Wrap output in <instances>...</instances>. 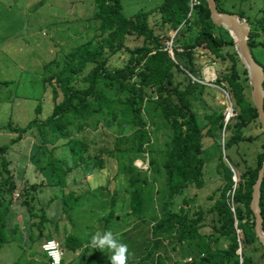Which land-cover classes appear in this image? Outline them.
Returning <instances> with one entry per match:
<instances>
[{"label": "trees", "instance_id": "obj_1", "mask_svg": "<svg viewBox=\"0 0 264 264\" xmlns=\"http://www.w3.org/2000/svg\"><path fill=\"white\" fill-rule=\"evenodd\" d=\"M97 1L98 9L94 14L99 19L97 34L66 52L65 61L60 70L45 75L41 79L43 88L51 92L52 109L49 115L40 123L37 117L33 118L26 127L14 125L8 121L0 126V130L9 127L17 133V136L11 140L12 143L24 135L25 128H30L34 124H37L41 131L44 126L50 131L48 127L50 126L60 135L66 133L68 140L65 142L51 147L44 146L40 151L38 146L36 149V158L42 161L37 169L40 172H56L59 184L65 186L75 181L76 177L69 180L73 165L66 164V160L64 161L56 154L54 149L63 147L67 143L70 144L71 149L77 146L81 149L80 151L87 150V144L84 141L70 135L67 128L69 116L75 113L77 118L87 120L95 112L106 107L115 118L118 110L123 113L121 108H115V104L120 102L130 109V120L135 126H139L137 134L139 146L128 150L130 154L128 179L132 188L127 195L130 212L140 217L145 198L137 183L146 182L148 173L146 170L139 169L134 164V159L144 153L142 141L148 120L143 115V111L145 102L153 100L170 129L169 148L161 169L166 185L165 200L161 215L151 224V239L145 253L138 260L129 258L127 264H252L250 256L245 252L254 244L261 248V255L264 258V249L253 229L254 220L249 221V217L254 218L249 208L252 184L256 180L257 171L264 159V149L257 154V165L239 173L237 182L233 181L234 172L221 159L222 152H220L218 169L223 170L225 184L220 195L208 209V212H214L218 216L217 236L200 232V222L205 214L202 209L196 210L194 216H190L183 208L179 212H173L170 209L174 195L182 193L186 186L194 185L200 188L204 184L205 161L202 155L204 133L187 97L196 85L201 91L207 87L201 82L192 81L190 77L193 75L201 79L199 74L201 70L197 71L194 68L199 49H206L215 56L221 57L223 56L221 49L224 46L232 48L228 54L229 70L217 77L216 81L222 84L229 94L232 102L231 115L225 122V113L222 110H214L207 114L205 133L212 135L216 130L226 132L223 146L226 150L241 140L245 123L258 119L256 108L245 94V89L249 86L247 73L235 51L232 36L226 28L215 25L211 21L205 0H161L155 8L149 11H138L131 17L123 14L120 0ZM215 1L219 10L228 11L221 6V0ZM149 14L159 18L156 20L157 32L149 23ZM237 14L243 17V12H237ZM246 20L250 25L249 19L246 18ZM257 23L264 33V9ZM249 28L247 41L252 51L255 46L254 36L258 33L254 31L252 25ZM170 32H173L172 36ZM128 38L142 40L139 44L129 46ZM167 40L171 41L174 59L168 52ZM261 45L264 46V42ZM116 54H126L125 62L120 66H109L110 57ZM239 63L242 65L243 80L240 79L238 71ZM260 64L264 69V64ZM87 68L89 71L82 77L84 84L76 85V82L80 81V73ZM177 71L190 73V76H187L189 81L184 86L179 82L171 84ZM39 108L38 103L36 112ZM80 125V127L77 125L79 130L83 128L84 122ZM119 125L125 130L128 122L122 121ZM6 147L7 145L0 146V153H4ZM75 153L74 150L73 154ZM98 156L99 154L95 155V157ZM226 156L234 167L229 155L226 154ZM83 159L86 158L83 156ZM83 176L85 179L86 176ZM25 177L22 175L16 179L14 167L9 160L0 158V248L5 243L16 241L19 248L26 249L17 237L20 234L18 230L21 223L16 212H20L25 216L26 232L29 231L27 248L30 254L29 258L22 260L19 257L12 264H48L46 254L41 249V243L45 238L53 237V235L59 239L64 252H78L83 246V239L68 228H70L72 214L77 212L72 213L70 210L77 205L76 202L83 193L73 190L65 191L59 196V203H56L55 199H52L51 195L43 189L44 186L54 182L40 180L31 183L26 181ZM14 190H20L22 193V198L16 203L11 199ZM29 191L34 194L31 195ZM260 192L259 204L264 228V177ZM18 195L21 194L18 193ZM36 203L40 204L38 209L34 206ZM116 203L117 198L112 195L109 212L103 216L105 220L108 221L117 215L115 211L119 209V206ZM235 219L240 232H237L234 227ZM220 236L229 240L225 247L216 245ZM173 242L189 248V252L196 253H186L194 255H189L191 258L189 261L180 262L170 257V253L167 252L168 246ZM37 246L40 249H34ZM239 248L241 253L238 252ZM35 257L42 263H38ZM105 263L111 264L110 259Z\"/></svg>", "mask_w": 264, "mask_h": 264}, {"label": "rangeland", "instance_id": "obj_2", "mask_svg": "<svg viewBox=\"0 0 264 264\" xmlns=\"http://www.w3.org/2000/svg\"><path fill=\"white\" fill-rule=\"evenodd\" d=\"M120 1L122 12L126 17H131L138 11H149L161 2V0ZM220 4L224 9L236 14L243 12V18L249 19L250 25L258 33L254 36L255 46L252 52L256 59L264 64V46L261 45L264 42V33L257 23L264 9V0H221ZM97 9V0H0V126L11 121L14 125L26 127L33 118L37 117L40 123L49 115L52 109L51 92L43 88L41 79L60 70L66 52L97 34L99 19L94 15ZM158 19V16L149 14V23L156 32ZM170 34L172 36L173 32ZM141 40V38L127 39L129 46L139 44ZM169 43L171 41L167 40L166 45ZM167 48L173 54L172 48L170 49L169 46ZM231 51V47L224 46L221 49L223 56L218 57L206 49H199L194 68L197 71L201 70L199 73L201 79L190 76L187 71H177L171 82V84L179 82L184 86L189 81L187 77L189 75L192 81L207 85L203 91L196 85L187 95L191 109L204 133L202 153L205 161L204 184L200 188L194 185L186 186L182 193L174 195L170 205L171 211L179 212L183 208L190 216H194L196 210L205 211L199 228L205 235H218L216 232V227L219 226L218 216L214 212H208V209L220 195L225 184L223 170H219L218 167L219 154L227 136L223 130H216L212 135H207L206 115L214 110H222L226 115L232 108L229 94L222 84L216 82L217 77L229 70L228 54ZM126 57V54L111 56L108 65L120 66L125 62ZM241 70L242 65L239 63L238 71L240 79L243 80ZM88 71L89 68L80 73V81L76 82V85L84 84L82 77ZM207 71L213 73L212 77L207 76ZM245 94L251 100L250 85L245 89ZM121 96L124 97V94L121 93ZM38 103L40 108L36 112ZM116 107L121 108L123 113L118 110L115 118L106 107L95 112L87 120L77 118L75 113L69 116L67 128L70 135L84 141L87 150L80 151L77 146L71 149L70 144L67 143L63 147L54 149L56 154L66 160V164L73 165L69 180L76 177L75 181L65 186L59 184L56 172H40L37 169L42 161L36 158V149L38 146L40 151L44 146L51 147L65 142L68 140L66 133L60 135L50 126H48L50 131L45 126L41 131L38 125L34 124L30 128H25L24 135L12 143L11 140L17 136V133L9 127L0 130V146L7 145L4 153H0V158L9 160L14 167L16 179L24 175L26 181L31 183L40 180L54 182L44 186L43 189L55 199L56 203H59V196L65 191L83 193L80 199L78 198L77 205L70 210L72 213L77 212L72 214L70 220L72 225L70 224L68 228L83 239V246L76 253L64 252L63 264H106L105 262L113 254L112 251L107 248L103 250L96 248L91 241L97 232L103 234L109 230L114 235L119 234L117 239L127 244L128 259L138 260L150 243L151 224L162 213L166 185L161 169L169 148L168 124L153 100L146 101L143 115L148 123L142 141L144 153L135 157L134 164L142 171H147L148 180L137 183L145 198L142 215L137 217L129 210L127 193L132 188L128 179L130 160L128 150L139 146L137 138L139 126H135L130 120V109L120 102L115 104ZM122 121L128 122L125 130L119 125ZM81 122H84V126L82 125L83 128L79 130L77 125L80 127ZM263 149L264 131L261 129L259 119L245 123L241 140L224 149L225 156L229 155L234 163L233 167L228 159L225 161V164L233 169L235 182L239 173L257 165V154ZM74 150L75 154H73ZM97 154L99 156L95 157ZM83 156L86 159H83ZM221 159L223 160V157ZM83 175L86 176L85 179ZM66 178L68 179L67 175ZM16 193L21 195L15 196ZM29 193L34 194L32 191ZM112 195L117 198L116 204L119 209L115 211L117 215L107 221L103 216L109 212ZM20 198H22L21 191L14 190L12 201L16 203ZM230 205L232 207L231 202ZM34 206L38 209L40 204L36 203ZM16 214L21 223L18 230L20 234L17 237L26 249L19 248L16 241L5 243L0 248V264H12L19 257L22 260L29 258L30 250L27 248L29 231L26 232L25 216L20 212ZM253 220V217H249V221L253 222ZM53 237L57 239L56 235ZM228 242V239L220 236L216 245L225 247ZM34 249L40 248L37 246ZM167 252L170 253V257L180 262L189 261V255H194L186 253H196L189 252V248L180 246L177 242L169 245ZM238 252L241 253V249H238ZM245 253L250 256L252 264H264L261 248L257 244L249 246ZM36 260L42 263L38 258Z\"/></svg>", "mask_w": 264, "mask_h": 264}, {"label": "water", "instance_id": "obj_3", "mask_svg": "<svg viewBox=\"0 0 264 264\" xmlns=\"http://www.w3.org/2000/svg\"><path fill=\"white\" fill-rule=\"evenodd\" d=\"M209 8V16L211 21L215 25H221L226 28L229 34L232 36L234 41L235 51L237 52L244 68L246 69L248 83L251 87V101L253 106L257 110L259 123L261 129L264 131V69L263 66L255 59L252 54L251 48L248 44L249 36V25L248 22L240 15L228 11H221L218 9L215 0H205ZM171 57L174 59L173 54L168 49ZM230 108L225 115V122L228 121L231 115ZM222 157L224 162L227 158L224 154V148L222 149ZM232 171L233 169L228 166ZM264 177V159L257 171V177L252 184L251 199L249 202V208L254 216V232L259 242L264 249V228H263V217L260 208V186ZM233 181H236L235 174L232 177ZM234 227L236 231H240L237 228V220H234ZM240 249V248H239Z\"/></svg>", "mask_w": 264, "mask_h": 264}, {"label": "clouds", "instance_id": "obj_4", "mask_svg": "<svg viewBox=\"0 0 264 264\" xmlns=\"http://www.w3.org/2000/svg\"><path fill=\"white\" fill-rule=\"evenodd\" d=\"M119 234H115L112 231H106L103 234L97 232L92 237V245L101 250L107 248L112 251L110 257L111 264H127L128 259V246L125 243L120 242L117 239ZM54 264H59V254L57 253L53 257Z\"/></svg>", "mask_w": 264, "mask_h": 264}, {"label": "built area", "instance_id": "obj_5", "mask_svg": "<svg viewBox=\"0 0 264 264\" xmlns=\"http://www.w3.org/2000/svg\"><path fill=\"white\" fill-rule=\"evenodd\" d=\"M168 46L171 49V43H169ZM15 196H18V193H16ZM41 249L46 254L48 264H54L53 257L57 253L59 254V264H63L64 250L59 240L54 237L45 238L41 243ZM190 259L191 258H189V260Z\"/></svg>", "mask_w": 264, "mask_h": 264}, {"label": "bare ground", "instance_id": "obj_6", "mask_svg": "<svg viewBox=\"0 0 264 264\" xmlns=\"http://www.w3.org/2000/svg\"><path fill=\"white\" fill-rule=\"evenodd\" d=\"M209 70H210V69H209ZM206 74H207V76H208V77H212V74H213V73H212V72H210V71H207V73H206ZM229 117H230V116H229Z\"/></svg>", "mask_w": 264, "mask_h": 264}]
</instances>
